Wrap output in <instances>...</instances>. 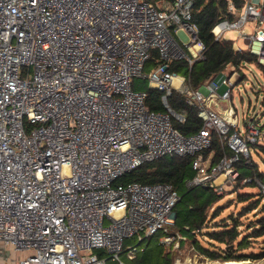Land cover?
<instances>
[{"label": "built area", "instance_id": "built-area-1", "mask_svg": "<svg viewBox=\"0 0 264 264\" xmlns=\"http://www.w3.org/2000/svg\"><path fill=\"white\" fill-rule=\"evenodd\" d=\"M261 1L246 0L235 20L212 31L236 50L242 38L264 64ZM194 2L0 0V242L27 252L17 261L0 251V264H130L121 256L133 260L156 234L175 250L173 264H209L194 245L184 256L172 184L118 182L162 156H193L188 184L222 193L239 178L242 156L252 164L250 146L263 136L256 125L246 134L239 127L231 97L241 74L232 67L222 82L231 88L220 93L215 79L194 89L170 69L173 61L192 67L205 58ZM229 10L237 12L233 3ZM154 51L158 61L147 72ZM136 77L164 92L166 110L149 108ZM174 90L198 110L199 131L185 135L174 126L172 117L186 121L169 103ZM222 101L230 104L225 113ZM214 133L232 153L212 163L204 151ZM252 181L264 194L259 178L242 180Z\"/></svg>", "mask_w": 264, "mask_h": 264}, {"label": "trees", "instance_id": "trees-1", "mask_svg": "<svg viewBox=\"0 0 264 264\" xmlns=\"http://www.w3.org/2000/svg\"><path fill=\"white\" fill-rule=\"evenodd\" d=\"M246 0H195L192 21L199 27V37L206 46L205 58L196 61L191 67L187 60L171 62L170 69L186 76L187 84L191 88H198L206 81L214 79L218 74L230 69L233 65L234 70L241 74L239 80L246 77L245 68L250 64H256L264 75V64L259 62L258 55L248 49L236 50L232 39H216L213 28L223 19L235 20L240 10L244 7ZM230 3L237 8V12L229 10ZM157 52L154 51L152 57L147 63V69H152L157 63ZM233 71L230 70L231 73ZM147 105L152 110H166L162 103L163 91L148 87ZM171 107L178 113L186 116V121L181 122L176 117H172V122L183 134L190 135L200 130L203 126V120L198 115V110L190 106L185 99V95L174 90L169 97ZM262 139L264 133L262 132ZM257 142L252 144L256 147L257 153L264 158V143ZM264 141V140H263ZM206 155L213 154L215 162H218L225 154H231L220 140L217 133L213 135V144L210 149L204 151ZM193 156L165 155L156 160L145 162L140 166L125 173L118 179V182H140L144 184L170 183L179 192L180 199L175 206L176 218L174 223V234L180 232H189L191 243L196 251L206 255L211 260L220 263H234L236 261L248 259L264 258V194L258 196L253 193H238L239 201L249 202L235 216V223L231 225L228 220L224 222L222 230H216L214 225L211 231H207L206 225H211L213 219L220 215L224 209V202L221 203L225 194L219 193L209 185H189L188 180L193 177L192 169ZM253 160V159H252ZM254 161V160H253ZM240 176L236 181L238 187L255 186L254 181L243 183L245 177L259 178L264 182V171H261L258 165L253 162L248 163L247 158L242 159L237 164ZM226 202V201H225ZM255 222H247L249 234L243 236L240 230V217L248 211L258 210ZM202 230L216 242L212 248L202 245L197 235ZM187 237V236H186ZM188 239V238H187ZM186 241V240H183ZM182 241V245H183ZM254 241L260 242V250H254L252 244ZM251 249V250H249ZM175 250L172 246L160 243L159 234L148 238L147 244L132 264H173ZM223 262H221V261ZM236 260V261H235Z\"/></svg>", "mask_w": 264, "mask_h": 264}, {"label": "rangeland", "instance_id": "rangeland-1", "mask_svg": "<svg viewBox=\"0 0 264 264\" xmlns=\"http://www.w3.org/2000/svg\"><path fill=\"white\" fill-rule=\"evenodd\" d=\"M251 1L255 3L256 5L262 4L261 0H251ZM255 22L256 21L252 19V20H249V22L247 23V26H249L252 31L254 30ZM230 33H233V31L230 30ZM240 43L242 44V46L245 47V44L243 43L242 40ZM150 70L151 69L148 68L147 72ZM245 72H246V77L244 78V80L238 82L234 87H232L233 90H232L231 103L232 105H234L236 112L238 114L239 127L241 131L243 132V134L247 133L250 125H256V127L262 130V132L264 133V75L261 73L260 68L256 64H250L249 66H247V68H245ZM226 76L227 74L225 72H222L215 77V81L221 84L220 89H219L220 93L224 92V90L227 88H231V86L228 83H225V84L222 83L223 79ZM133 85H134V88L137 90H146L148 89V87H150L149 80L145 77H136L134 79ZM263 140L261 142L264 143ZM250 149L252 153V159L254 160L252 161V163L255 162L258 165L259 169L261 171H264L263 156L257 153L256 147L250 146ZM222 193L225 194L223 200L221 201V203L224 202V209L220 213V215L216 216L213 219V221L211 222V225H206L207 231H211L213 225L216 230H222L225 227L224 222L227 220H228V223H230L231 225L235 223L234 217L239 216L242 209L245 206H247L249 203L247 201H243V202L239 201L238 193H250V194L253 193V194H257L258 196L263 195L260 190V187L257 185L238 187L236 182L227 184ZM258 212H259V209L252 210V211L250 210L245 215H242L240 217L239 224L241 226L240 230H242L244 233L243 236H245L246 234H249V232L246 231L247 230L246 224L248 221L255 222L257 219L255 214H257ZM184 233L186 234L188 238L186 241H183L184 247L182 248V250L184 252V256H188V255L192 256L193 252L190 253L188 251L189 247L192 245L191 236L189 232H184ZM197 238L202 243V245L206 247L212 248V245L216 243L213 240H211V238L205 233L204 230H202L201 233H198ZM147 241L148 239L142 245L146 246ZM137 242H138L137 237H134L132 240H129L127 243H137ZM260 246L261 244L258 241H254L252 244V247H254V250L256 251L260 250ZM3 252L7 254L6 250H4ZM11 252H12L10 253L11 255L15 257L17 256L19 257V259H21L23 255L25 256L24 252H19L15 250ZM10 254L9 256L12 257ZM121 258L125 262L132 264V260L128 258L126 254H123ZM243 261L251 263V264H264V258L258 259V260L248 259V260H243ZM240 262H242V260L236 261L234 263H240ZM112 263H119V261H112ZM218 264H221V263H218Z\"/></svg>", "mask_w": 264, "mask_h": 264}, {"label": "crops", "instance_id": "crops-1", "mask_svg": "<svg viewBox=\"0 0 264 264\" xmlns=\"http://www.w3.org/2000/svg\"><path fill=\"white\" fill-rule=\"evenodd\" d=\"M229 36H231V38H233V39H235L236 38V36H235V34L234 33H229ZM241 40L243 41V43L245 44V47L244 46H242V44L240 43L241 42ZM237 43H238V45H239V47L241 48V49H248L249 50V46H248V43L247 42H245L242 38H237ZM233 65L232 66H230V69H228L227 71H224L226 74H227V76L228 75H230V70H232L233 68ZM226 76V77H227ZM225 77V78H226ZM215 79V78H214ZM228 89V88H227ZM227 89H225V90H227ZM224 90V91H225ZM229 103L228 102H226V101H222V102H219V105L217 106V108H218V110L221 112V113H225L226 111H225V108L227 109V107L229 106L228 105ZM206 155V154H205ZM206 157L213 163V161H214V158H213V154H209V155H206ZM4 250H6L7 251V254H10V253H12L11 251H13V249H10V248H7L2 242H0V251H4ZM25 253V255L27 254V252H24ZM11 255V254H10ZM12 257H13V259H15V260H20L19 259V257H15V256H13V255H11ZM24 257V255L21 257V259ZM243 261V260H242Z\"/></svg>", "mask_w": 264, "mask_h": 264}, {"label": "bare ground", "instance_id": "bare-ground-1", "mask_svg": "<svg viewBox=\"0 0 264 264\" xmlns=\"http://www.w3.org/2000/svg\"><path fill=\"white\" fill-rule=\"evenodd\" d=\"M224 178V176H222L221 178L218 179V181L222 180ZM220 262H217V261H214V260H209V264H218ZM223 264V263H221ZM226 264H230V263H226ZM231 264H239V263H231ZM243 264H251V263H248V262H244Z\"/></svg>", "mask_w": 264, "mask_h": 264}, {"label": "water", "instance_id": "water-1", "mask_svg": "<svg viewBox=\"0 0 264 264\" xmlns=\"http://www.w3.org/2000/svg\"><path fill=\"white\" fill-rule=\"evenodd\" d=\"M175 112V111H174ZM245 261L240 262L239 264H243ZM246 263V262H245Z\"/></svg>", "mask_w": 264, "mask_h": 264}]
</instances>
